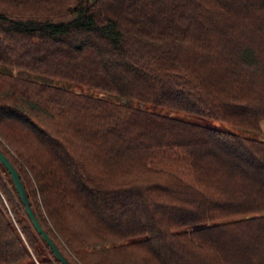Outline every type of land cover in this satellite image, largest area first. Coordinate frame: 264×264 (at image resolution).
Instances as JSON below:
<instances>
[{"label":"trees","instance_id":"trees-1","mask_svg":"<svg viewBox=\"0 0 264 264\" xmlns=\"http://www.w3.org/2000/svg\"><path fill=\"white\" fill-rule=\"evenodd\" d=\"M262 119L264 0H0V129L40 154L0 148L72 264H264ZM0 264H63L1 162Z\"/></svg>","mask_w":264,"mask_h":264},{"label":"rangeland","instance_id":"rangeland-1","mask_svg":"<svg viewBox=\"0 0 264 264\" xmlns=\"http://www.w3.org/2000/svg\"><path fill=\"white\" fill-rule=\"evenodd\" d=\"M31 75L32 76H36L34 73H32ZM77 89H79V88H76V90ZM177 113L181 114V115L183 114V113H179V112H177ZM209 123H211L212 125H215V126H223V127H227L228 126V125H226L224 123L221 124L218 121H211ZM2 128L5 131L7 130V133L9 134V136H12L14 138L15 135H16V138H17L18 131L12 125H9L8 123H5L4 125H2ZM261 128H262V130L259 133L254 132V131H247L246 133H248L250 135H257V136H260V137L264 138V119L261 120ZM234 129L237 130V131H241V132L245 131V130L240 129V128H234ZM20 140H22V141L19 142L17 140V142L20 143V144H16V142L11 141L9 138H7L5 135H3L2 132H1V129H0V143L4 147H6L13 156L15 155L13 153H15V152L17 153V150H19V148H22V146H24V147H26L28 149L31 148V150L34 151L35 153H39L38 150L35 149L32 146L30 141L25 136L24 137L22 136V138ZM36 199L39 200V202L40 201L42 202V204L40 203L41 207L44 209L45 212H47V210L45 208L46 207L45 203L43 204V199L40 196V194H37ZM47 199H48V203H50L51 205L57 204V202H59L57 196H55V195H52V196L50 195V196H48ZM60 214L62 215L63 219L65 220L64 223L66 224L67 228L74 232V235H75L76 238L84 240V238H79L78 234L79 235L83 234V236L86 238V237H89V236L91 237L93 234L96 233V231H94V229L90 228V225H88L85 222V218H84L85 214H84L83 211L76 210V209H71L70 210V209H66V207L63 209V207H62V209H60ZM123 258H125V261H126L125 264H127V263L128 264L129 263L138 264V262H139L138 260H140V256L136 252L132 253V255H130L129 257H123ZM114 264H119V263L115 262ZM146 264H148V263H146Z\"/></svg>","mask_w":264,"mask_h":264},{"label":"water","instance_id":"water-1","mask_svg":"<svg viewBox=\"0 0 264 264\" xmlns=\"http://www.w3.org/2000/svg\"><path fill=\"white\" fill-rule=\"evenodd\" d=\"M0 162L4 165V167L8 170L11 180L19 194V197L23 203L24 210L26 214L29 216L32 224L36 228V230L41 234L42 238L46 240V242L49 244L51 249L53 250L55 256L63 263V264H72L66 256L63 255V253L60 251L56 243L53 241V239L47 234L45 229L40 224L38 218L36 217L34 210L31 206L27 190L25 188V185L20 177V174L16 167L13 165L11 160L8 158V156L3 152V150L0 148Z\"/></svg>","mask_w":264,"mask_h":264}]
</instances>
